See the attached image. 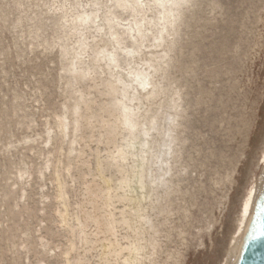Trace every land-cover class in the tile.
<instances>
[{
	"label": "bare ground",
	"instance_id": "obj_1",
	"mask_svg": "<svg viewBox=\"0 0 264 264\" xmlns=\"http://www.w3.org/2000/svg\"><path fill=\"white\" fill-rule=\"evenodd\" d=\"M195 3L11 0L14 10L25 13L12 22L19 29L16 52L45 55L55 50L64 95L59 109L41 124L39 138L26 136L24 147L10 144L6 149L17 157L10 162L17 166L11 186L18 197H28L39 181L49 236L58 233L64 239L53 247L47 236L36 235L32 259L31 243L24 240L28 263L182 264L181 254L166 252L161 258L171 197L182 193L178 166L185 114L183 94L168 87L167 75L185 11ZM2 6L0 21L5 22ZM13 101L14 114L21 111L27 127L35 126V112L23 105L22 94L15 92ZM28 154L44 156L35 173L25 168ZM260 162L255 181L242 189L225 226L215 215V225L207 229L222 234L217 264L236 263L264 188V147L256 164Z\"/></svg>",
	"mask_w": 264,
	"mask_h": 264
},
{
	"label": "rangeland",
	"instance_id": "obj_2",
	"mask_svg": "<svg viewBox=\"0 0 264 264\" xmlns=\"http://www.w3.org/2000/svg\"><path fill=\"white\" fill-rule=\"evenodd\" d=\"M10 2L0 0V9L5 5L7 13V21H0V264H36L28 263L21 248L24 240L31 243L32 259L37 255L36 235L47 236L53 247L64 239L58 233L49 236V214L40 211L39 181L28 197H18L11 186L17 166L10 162L17 157L6 149L10 144L24 147L26 136L39 138L41 124L59 109L64 95L55 50L45 55L39 50L16 52L19 29L12 22L25 13ZM183 20L169 53L167 75L168 87L183 94L185 109L178 166L182 193L171 197L161 258L167 252L181 254L182 264H217L221 229L218 236L208 232L215 215L222 218L223 228L262 164L256 160L264 147V0H196ZM15 92L34 110L35 126L27 127L21 111L14 114ZM43 158L28 154L25 168L35 173ZM48 188L52 193L51 185Z\"/></svg>",
	"mask_w": 264,
	"mask_h": 264
},
{
	"label": "water",
	"instance_id": "obj_3",
	"mask_svg": "<svg viewBox=\"0 0 264 264\" xmlns=\"http://www.w3.org/2000/svg\"><path fill=\"white\" fill-rule=\"evenodd\" d=\"M235 264H264V188L253 209Z\"/></svg>",
	"mask_w": 264,
	"mask_h": 264
}]
</instances>
